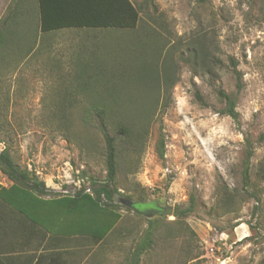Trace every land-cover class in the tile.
Returning <instances> with one entry per match:
<instances>
[{
    "label": "rangeland",
    "instance_id": "1",
    "mask_svg": "<svg viewBox=\"0 0 264 264\" xmlns=\"http://www.w3.org/2000/svg\"><path fill=\"white\" fill-rule=\"evenodd\" d=\"M131 1L143 7L135 33L67 26L51 39L43 37L40 0L23 1L0 47V152L35 173L47 198L92 191L107 178L106 141L85 119L110 86L116 102L106 98L108 130L118 135L124 121L133 134L117 140L114 202L122 218L102 244L90 243L99 263L127 264L149 221L162 218L141 264H264V178L256 175L264 159V0ZM13 3L0 0V24ZM200 30L217 46L215 77L182 59ZM164 64L172 66L173 86L164 83ZM219 90L237 97V121L222 113ZM247 138L252 194L242 178ZM11 184L0 171V185ZM224 196L234 197L228 207ZM192 198L195 211L176 224V208Z\"/></svg>",
    "mask_w": 264,
    "mask_h": 264
},
{
    "label": "trees",
    "instance_id": "2",
    "mask_svg": "<svg viewBox=\"0 0 264 264\" xmlns=\"http://www.w3.org/2000/svg\"><path fill=\"white\" fill-rule=\"evenodd\" d=\"M22 1L14 0L13 7L10 8L8 15L0 24V47L5 44L8 38L7 35L12 33L11 28L15 24L17 12L21 11L19 2ZM197 1L199 4L207 2V0ZM53 2L54 0H40L41 27L47 33L55 32V30L67 26L114 27L122 31L126 30L128 33H135L143 22L141 18L143 7H137L131 0H58L60 6L57 9L54 8ZM53 10L60 19H55ZM79 29L89 31L108 30ZM208 35L209 33L205 30L194 32L186 45L187 56L182 59L196 74L201 73L215 77L219 64V59L216 56L217 46L213 36ZM157 63H153L155 65L153 69L148 66L147 71H156L158 69ZM231 64L237 79V89L240 92L243 89L242 77L233 59H231ZM162 74L165 85L173 86L174 73L170 64H164ZM90 76L88 75V77ZM157 78L159 83L161 80L159 74ZM157 85L155 86L157 87ZM156 87L154 88V84H152L151 90L156 89ZM104 88L107 94L106 97L98 98L96 108H93V114L88 112L85 119L87 123L93 124L104 134L106 141L107 178L103 183L93 182L92 191L83 188L74 194L47 198L49 189L46 188L45 183L38 179L35 173L19 168L8 150L5 149L0 152V171L12 182L9 187L0 185V200L2 202L16 209L23 216L51 234L88 236L95 243L99 242V244H102L109 237L122 218L118 211L119 207L114 202L115 194L118 191L116 182L120 154L117 140L128 139L133 134L130 125L122 123L124 122L122 120V122L117 123L118 135L113 136L110 134L107 124L111 117L108 116V113L106 114L107 105L105 102L107 99H109L107 101L116 102V96L113 92L114 88L110 86H104ZM218 95L224 104L222 113L237 121V97L222 90H219ZM196 98L204 104L199 93H196ZM164 149V141L161 140L158 146L160 158L164 157ZM253 155L254 150L250 139L247 138V153L242 178L248 194H252L249 193V189L255 185L251 180V159ZM256 175L258 178H264V159L260 162ZM233 200L234 197L232 196H224L220 200V204L228 207ZM194 211L195 203L194 198H192L186 208H176L174 212L175 223L180 225V222ZM161 221L162 218L149 221L148 228L135 245L127 264H141L142 257L147 255L156 242V233L161 227ZM190 236L194 240L196 236L194 231L190 230Z\"/></svg>",
    "mask_w": 264,
    "mask_h": 264
},
{
    "label": "crops",
    "instance_id": "3",
    "mask_svg": "<svg viewBox=\"0 0 264 264\" xmlns=\"http://www.w3.org/2000/svg\"><path fill=\"white\" fill-rule=\"evenodd\" d=\"M23 1L19 2L20 8ZM53 5L56 9L60 6L58 0ZM53 14L60 19L54 10ZM65 30L69 29L43 37L55 38ZM91 242L88 236L51 234L0 200V264H100L103 259H99Z\"/></svg>",
    "mask_w": 264,
    "mask_h": 264
},
{
    "label": "water",
    "instance_id": "4",
    "mask_svg": "<svg viewBox=\"0 0 264 264\" xmlns=\"http://www.w3.org/2000/svg\"><path fill=\"white\" fill-rule=\"evenodd\" d=\"M129 206H132V203L131 202H129V204H128Z\"/></svg>",
    "mask_w": 264,
    "mask_h": 264
},
{
    "label": "flooded vegetation",
    "instance_id": "5",
    "mask_svg": "<svg viewBox=\"0 0 264 264\" xmlns=\"http://www.w3.org/2000/svg\"><path fill=\"white\" fill-rule=\"evenodd\" d=\"M135 208V207H134Z\"/></svg>",
    "mask_w": 264,
    "mask_h": 264
}]
</instances>
